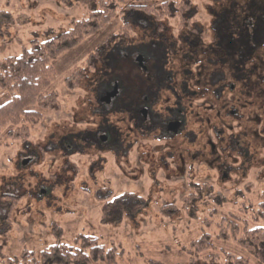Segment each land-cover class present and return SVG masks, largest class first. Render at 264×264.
<instances>
[{
    "label": "rangeland",
    "instance_id": "rangeland-1",
    "mask_svg": "<svg viewBox=\"0 0 264 264\" xmlns=\"http://www.w3.org/2000/svg\"><path fill=\"white\" fill-rule=\"evenodd\" d=\"M82 1L89 6H82ZM98 1L0 0V62L29 50L34 41H46L68 30L72 21L86 18L88 9ZM187 1L190 12L196 10L197 17L205 21L211 9L215 11L226 0ZM123 16L118 14L97 33L53 61L55 81L47 92L57 93L60 109L43 114L42 121L30 128L27 143L7 141L0 145V198L9 196L14 203L12 208L0 205V254L13 258L26 248L38 253L57 244L78 246L81 236H91L106 249L115 248V254H122L117 257L118 264H206L191 254L190 248L191 242L205 232L213 238L216 249L243 257L249 264H259L233 241L214 239L222 228V218L230 220L236 216L254 225L247 218L248 213L241 214L245 210L241 205L251 199L255 207L259 204L258 196L264 194V177L257 170H252L241 184H228L226 188L210 185L204 176L164 183L161 172L151 179L150 170L143 164L139 167L143 170L141 175L120 162L129 177L116 176L117 166L111 156L104 154L107 162L102 163L95 180H91L84 168L85 157L77 155L67 156L76 166V180L67 177V171L60 181L54 178L55 174H62L59 170L65 163L69 138L75 134L83 136L87 104L111 90L114 80L124 78L117 68L133 73L135 68L128 59H134L137 52L132 48L147 42L145 37L152 34L155 26L165 24L160 29L167 32L171 41L176 39L170 38V33L180 29L177 19L166 21L163 17V23L154 24L142 14ZM126 21L130 27L125 26ZM141 37L144 38L137 41ZM122 39L128 42H121ZM103 42L113 48L106 53L104 68L99 64L88 68L87 59ZM100 51L101 48L99 54ZM145 51L154 53L150 45H144L142 52ZM80 70H84V78L78 83L72 81L76 86L70 90L66 79ZM9 99L8 93H0V107ZM105 109L113 112L114 104ZM7 130L1 131L0 143H4ZM135 176L139 178L137 182L133 180ZM154 182H159L160 188ZM162 189L173 193L164 196L159 191ZM195 190L210 195L198 192L201 200L192 208L186 197ZM212 209L216 211L212 213Z\"/></svg>",
    "mask_w": 264,
    "mask_h": 264
},
{
    "label": "flooded vegetation",
    "instance_id": "flooded-vegetation-1",
    "mask_svg": "<svg viewBox=\"0 0 264 264\" xmlns=\"http://www.w3.org/2000/svg\"><path fill=\"white\" fill-rule=\"evenodd\" d=\"M220 6L205 21L196 10L175 16L180 29L170 38L176 40L166 37L161 24L132 48L133 73L117 68L124 78L87 104L83 136L68 137L62 174L54 178L69 172L76 180L67 156L82 155L87 177L95 180L107 162L104 154L117 166L116 176L126 179L120 162L141 175L145 165L151 179L161 172L164 183L204 176L210 185L226 188L241 184L252 170L264 177V0H226ZM144 45L154 53L142 52ZM112 49L101 47L93 69L104 68ZM164 190V196L173 193Z\"/></svg>",
    "mask_w": 264,
    "mask_h": 264
},
{
    "label": "trees",
    "instance_id": "trees-1",
    "mask_svg": "<svg viewBox=\"0 0 264 264\" xmlns=\"http://www.w3.org/2000/svg\"><path fill=\"white\" fill-rule=\"evenodd\" d=\"M81 4L89 6V3L83 1ZM188 6L187 0H180L179 3L170 0H99L88 9L86 18L72 21L68 30L46 41H34L29 50H24L19 56L4 59L0 62V93H8L10 99L0 107V134L3 129H8L3 137L4 143L0 145H6L7 141L27 143L30 128L42 121L43 114L60 109L57 93L47 92L55 81L52 63L60 55L97 33L118 14H142L155 24L158 21L163 23V19L168 21L175 16L187 14ZM129 23L125 26L130 27ZM104 43L107 42L101 43L87 59L88 68L95 66ZM82 78L84 70L66 79L69 89L73 90L76 86L72 81L78 83ZM198 192L207 191H192L186 197L190 202L189 207L193 208L201 200ZM206 194L210 195L208 192ZM11 199L9 196L1 197V207L9 205L12 208L14 203L11 204ZM258 200L259 204L255 207L251 205V199L241 205L245 209L241 214L248 213L247 218L254 225L236 216L230 217V220L222 218L219 224L222 228L214 239L231 240L256 262L264 264V194L259 195ZM218 203L221 202L218 200ZM215 211L211 210L212 213ZM188 214L192 216L190 212ZM212 241L213 238L203 232L191 242V254L202 258L206 264H249L243 257L216 249ZM77 243L78 246L53 245L38 253L26 248L13 258L0 254V264H118L117 257L122 255L115 254V248L106 249L95 237L81 236Z\"/></svg>",
    "mask_w": 264,
    "mask_h": 264
},
{
    "label": "water",
    "instance_id": "water-1",
    "mask_svg": "<svg viewBox=\"0 0 264 264\" xmlns=\"http://www.w3.org/2000/svg\"><path fill=\"white\" fill-rule=\"evenodd\" d=\"M116 92H113L112 94H108L106 96V98L104 99V101H107L110 97H113L115 95ZM25 164V163H24Z\"/></svg>",
    "mask_w": 264,
    "mask_h": 264
}]
</instances>
